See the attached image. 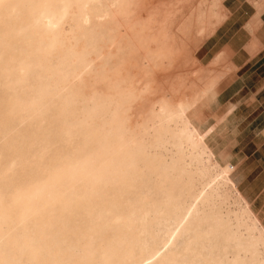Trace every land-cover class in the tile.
Here are the masks:
<instances>
[{"label": "bare ground", "instance_id": "obj_1", "mask_svg": "<svg viewBox=\"0 0 264 264\" xmlns=\"http://www.w3.org/2000/svg\"><path fill=\"white\" fill-rule=\"evenodd\" d=\"M168 1L0 0V264L27 263L24 259L76 264L73 251L63 246L68 230L52 216L69 203L78 209L81 225L74 230L81 233L93 234L102 226L101 212L109 218L118 230L111 254L127 264H264V226L240 195L228 161L215 156L208 135L187 117L212 83L198 97L181 94L161 103L154 131H164L169 154H152L148 160L137 149L141 140L133 130L103 139L96 130L79 128L53 150L50 134L66 131L59 107L24 92L23 82L31 79L39 54L55 59L62 82L79 77L90 68V55H99L100 43H112L115 31L125 27L114 20L117 14H131L140 2L142 11L153 13L135 40L150 53L149 68L168 67L174 51L183 52L177 42L204 34L202 15L195 25L191 18L182 22L185 26L160 21L158 10ZM66 25L70 36L64 33ZM161 33L170 43H158ZM81 42L86 43L83 50L78 49ZM117 58L116 70L126 63L124 53ZM131 99L125 90V104ZM147 182L161 197L149 210L144 195L129 209L126 199L118 200L120 194L95 211L80 213L102 194L121 188L125 195L135 194Z\"/></svg>", "mask_w": 264, "mask_h": 264}, {"label": "rangeland", "instance_id": "obj_2", "mask_svg": "<svg viewBox=\"0 0 264 264\" xmlns=\"http://www.w3.org/2000/svg\"><path fill=\"white\" fill-rule=\"evenodd\" d=\"M213 1L169 0L158 10L160 21L166 25H177L188 18L195 25L200 15L204 20L200 22L204 34L196 39L177 42V46L183 47V52L174 51L168 67L158 70L149 68L152 65L150 53L140 49L135 40L137 31L150 25L148 18L153 13L151 10L142 11L143 2H140L131 14H117L114 20L118 24L125 23V27L115 31L117 36L112 43H100L99 55H90V68L79 77L62 82L57 78L55 59L39 54L31 79L23 82L24 92L32 100L59 107L66 131L50 134L53 150L65 143L64 138L79 133V128L83 131L96 130L103 139L108 135L117 136L123 130H133L131 132L137 133L141 140L137 149L148 160L152 154L161 158L169 154L164 131L160 135L154 131V117L159 114L161 103L169 104L182 95L184 99L198 97L199 90L212 83L213 88L188 111L187 117L208 135L207 143L215 156L220 155L222 160L228 161L232 180L240 195L264 226V44L254 38L246 26L248 15L255 8L260 9L263 0H249L254 6L251 10L245 0L242 7L238 8L240 2L235 4L237 12L241 14L243 11L246 15L235 26L230 25L222 38L215 39L217 31L228 19V0H217L214 6ZM182 25L185 26L184 23ZM69 28L66 25L64 33L70 36ZM168 41V36L159 34L158 43ZM85 46L86 43L81 42L78 49L83 50ZM123 53L126 63L123 65L120 60L122 69L118 67L120 70H116L117 57ZM103 58H108V63ZM113 58H116L115 61ZM114 62L117 64L114 65ZM142 63L148 68H142ZM125 90L133 99L127 105ZM151 184L147 182L146 187L135 194L125 195L124 188L114 194H102L92 199L80 213L95 211L120 194L118 200H127L125 207L129 209L135 207L137 200L144 195L149 198V204H145L144 208L149 210L161 198ZM76 212L78 209L74 203H69L52 213L57 223L68 230L63 246L69 249L68 252L73 251L75 263L127 264L111 254L118 230L109 225V218L101 212L102 226L93 234H84L74 230L81 225ZM149 219H153L152 214ZM81 245L86 247V252L80 249ZM23 261L29 264L28 260Z\"/></svg>", "mask_w": 264, "mask_h": 264}, {"label": "crops", "instance_id": "obj_3", "mask_svg": "<svg viewBox=\"0 0 264 264\" xmlns=\"http://www.w3.org/2000/svg\"><path fill=\"white\" fill-rule=\"evenodd\" d=\"M243 1L244 0H228L227 1L226 7L228 9V19L219 28V30L217 31L214 39L217 38V37L218 38H220V37L222 38L224 36L225 32L230 28V25L231 26H235L236 23L244 15H246L243 11H242L241 14H239V12H237V10H236L237 6H235V4L237 5V3L240 2V4L238 5V8L242 7ZM245 2L246 3L248 2L246 6L248 7L249 10H251V8L254 7V6L251 5L249 0H245ZM255 9L253 10L252 13H250L248 15V18L246 20V23H247L246 26L249 29V31L251 32V35L254 38H256L258 41L261 40L262 41L261 43L264 44V0H263L262 7L260 9H257V10H255Z\"/></svg>", "mask_w": 264, "mask_h": 264}]
</instances>
